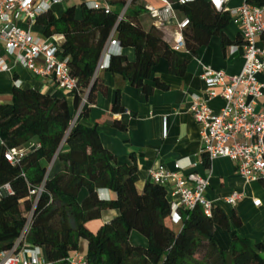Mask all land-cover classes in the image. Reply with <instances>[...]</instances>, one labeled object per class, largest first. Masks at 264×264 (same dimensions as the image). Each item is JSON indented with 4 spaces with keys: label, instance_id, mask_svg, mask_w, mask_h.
<instances>
[{
    "label": "trees",
    "instance_id": "obj_1",
    "mask_svg": "<svg viewBox=\"0 0 264 264\" xmlns=\"http://www.w3.org/2000/svg\"><path fill=\"white\" fill-rule=\"evenodd\" d=\"M177 1L172 0L190 20L183 36L193 56L213 36L228 43L229 12L217 11L208 0L186 5ZM246 1L264 6V0ZM127 2L111 0L108 14L89 9L84 2L80 8L68 7L60 16L49 12L38 19L36 25L44 37H63L58 54L67 60L79 91L71 93L73 107L65 98L16 86L12 102L0 103V188H11L0 196V251L12 250L29 227L27 244L41 248L54 264H68L81 240L88 246L86 264H264V244L253 245L235 235L228 251L218 246L213 235L217 226L231 230V224L241 225L239 218H229L219 207L212 217L201 208L180 210L183 226L176 232L167 187L154 182H147L143 190L137 187V165H120L103 146L98 126L85 123L90 107L75 121L83 94L90 90L89 101L94 104L102 90L97 66L112 38L122 49H134L135 60L124 53L112 55L107 70L128 79L147 96L155 88H168L159 79L154 80L155 88L147 84L161 59L169 61L171 72L184 73L164 34L156 27L149 31L143 27V6H132L119 20ZM261 40L264 44V34ZM113 110L122 111L119 99ZM114 125L123 127L118 122ZM13 148L25 149L27 154L11 163L6 155ZM57 161L61 170L52 175L49 166ZM205 163L210 165L208 159ZM261 184L264 187V180ZM41 186L44 193L30 196V189ZM101 190L113 192L116 199L102 200ZM111 209L118 215L96 234L91 232L87 224ZM133 232L145 237L147 246L133 245Z\"/></svg>",
    "mask_w": 264,
    "mask_h": 264
},
{
    "label": "crops",
    "instance_id": "obj_2",
    "mask_svg": "<svg viewBox=\"0 0 264 264\" xmlns=\"http://www.w3.org/2000/svg\"><path fill=\"white\" fill-rule=\"evenodd\" d=\"M68 1L66 0V3ZM88 1L91 0L81 2ZM238 1L242 4V0ZM177 12L181 19L185 17L179 10ZM232 21L225 29L229 39L226 45L219 36H213L209 44L200 49L197 56H193L187 50L177 52L178 64L184 66L182 75L171 72L169 61L161 59L147 84L155 88L154 80L159 79L168 88H155L149 96L120 75L113 74L107 69L98 72L103 87L96 93L95 103L90 107L89 118L85 122L88 126H98L103 146L116 156L120 165H137L139 174L137 187L140 190H143L147 182H152L150 171L174 172L179 162L185 167V174L194 173L202 178H209L210 184L205 193L207 199L212 201L215 207L222 209L229 218L236 216L241 221L240 226L231 224V230L220 226L215 228L214 239L218 246L226 251L231 248L235 235L248 239L253 245L264 244V187L261 182L246 183L229 158H218L209 166L206 165L207 156L203 154L200 127L191 106L194 96L202 98L207 96V86L201 78L205 68L223 71L229 77L237 76L243 70L244 41L240 35V26L233 18ZM141 23L147 31L152 27L159 29L146 11L141 15ZM159 30L171 46L174 40L172 27L165 26ZM35 34L44 37L43 31L41 34ZM258 46L264 48L261 38ZM1 50L0 46V52ZM122 53L127 55L130 61L135 60L134 49H122ZM11 68L10 72L0 74V98L11 95L15 81H20L22 88L36 89L42 93L65 98L73 107L74 96L62 91L54 81L35 77L20 65L12 63ZM258 78L264 80L262 75ZM222 90V87L215 88L218 94ZM117 99L122 108L120 112L113 110ZM224 106L225 101L221 97L209 102V107L214 111H220ZM115 122L123 127L115 126ZM60 170L61 164L57 161L53 165L52 175ZM167 189L172 201V187L167 185ZM101 191L99 195L102 200L116 199L113 192ZM236 193L244 194V199L233 207L227 204L225 199ZM256 200L261 201L260 206L255 205ZM117 215L118 211H104L97 222L87 224V227L94 232L96 228L99 229ZM174 225L176 232L181 231L182 221ZM131 243L145 247L148 241L141 234L139 236L133 232ZM87 247L81 245L73 256L86 260L84 254H87ZM42 258L47 261L43 250Z\"/></svg>",
    "mask_w": 264,
    "mask_h": 264
},
{
    "label": "built area",
    "instance_id": "obj_3",
    "mask_svg": "<svg viewBox=\"0 0 264 264\" xmlns=\"http://www.w3.org/2000/svg\"><path fill=\"white\" fill-rule=\"evenodd\" d=\"M144 1V0H143ZM163 7L157 8L151 4H143L138 0H128L119 20L134 5L143 6L150 14L156 26L161 29L170 26L173 29L174 40L171 47L174 51L186 50L183 30L190 25L187 17L180 18L174 11L172 0H158ZM195 0H178L177 4L186 5ZM219 12H229L240 26L244 41L245 64L242 72L229 77L223 71L205 68L201 76L207 86L206 98L194 96L191 111L200 127L203 154L211 163L218 158H229L234 162L237 173L246 183H257L264 180V48L258 46L259 39L264 34V6H255L244 0L237 8L230 9L231 0H208ZM111 0H91L86 2L89 9L111 12ZM66 3V0H0V74L10 72L11 64L20 65L35 77L49 79L58 88L67 93L79 91L78 81L73 77L67 60L60 58L58 52L63 40L62 36L46 38L33 32L38 19L54 8ZM26 23L29 29L20 27ZM122 48L115 39H110L103 57L97 66V74L109 67L112 55H120ZM16 87H21L20 81H15ZM222 87L220 94L215 88ZM90 90H87L80 102L75 121L84 108L91 107ZM218 97L225 101L220 111L209 107V102ZM260 108V109H259ZM3 139L0 136V145ZM26 150L11 149L6 158L15 163ZM54 164L49 166V173ZM185 167L179 162L176 171H150L151 181L167 187H172V221H182L180 210H195L201 208L207 217H212L215 204L207 199L205 193L209 186V178H202L194 173L185 174ZM11 191L10 185L0 188V196ZM44 186L30 189V196H40ZM244 199V194H233L225 199L226 203L236 207ZM261 205L260 200L255 201ZM29 227L21 239L10 251H0V264H54L42 258V249L29 246L26 242ZM68 264H86V260L78 256L68 259Z\"/></svg>",
    "mask_w": 264,
    "mask_h": 264
},
{
    "label": "rangeland",
    "instance_id": "obj_4",
    "mask_svg": "<svg viewBox=\"0 0 264 264\" xmlns=\"http://www.w3.org/2000/svg\"><path fill=\"white\" fill-rule=\"evenodd\" d=\"M82 0H69L67 3H65V4H63V5H59L60 7H55L54 8V10H53V12H54V14L56 15V16H60L68 7H70V6H74V5H77V7H81V4H82V2H81ZM142 2L143 4H145V3H147V4H151V5H153V6H155V7H157V8H161V7H163V4L162 3H160V2H158L157 0H138V2ZM243 2H244V0H242V4H243ZM241 4V2L240 1H238V0H233L232 1V3L230 4V6H229V8L230 9H234V8H237V7H239V6H241L242 5ZM174 11H178V6L177 5H174ZM232 23H234V21H232ZM145 25L147 26V24L145 23ZM20 27L21 28H23V29H26V30H28L29 29V26H28V24H26V23H20ZM33 32H35V33H39V34H41V32H42V28L40 27V26H38V25H36V26H34V29H33ZM1 99V103H11L12 102V97H11V95H8V96H3V97H1L0 98ZM259 183V182H258ZM106 211H108V212H116L117 210H115V209H111V210H106ZM94 222H97L96 220H93V221H90L89 223H88V225L91 223V224H93ZM97 231H98V228H96V230L93 232L94 234H96L97 233ZM136 234H138L139 236H140V234L138 233V232H136ZM87 246V242L85 241V240H81V242H80V246ZM84 255H86V253L84 254Z\"/></svg>",
    "mask_w": 264,
    "mask_h": 264
},
{
    "label": "water",
    "instance_id": "obj_5",
    "mask_svg": "<svg viewBox=\"0 0 264 264\" xmlns=\"http://www.w3.org/2000/svg\"><path fill=\"white\" fill-rule=\"evenodd\" d=\"M101 192H102V191H101ZM101 192H100V193H101Z\"/></svg>",
    "mask_w": 264,
    "mask_h": 264
}]
</instances>
